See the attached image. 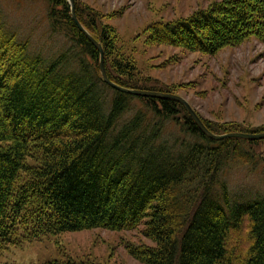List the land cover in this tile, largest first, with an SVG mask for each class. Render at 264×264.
Wrapping results in <instances>:
<instances>
[{
  "label": "trees",
  "instance_id": "obj_1",
  "mask_svg": "<svg viewBox=\"0 0 264 264\" xmlns=\"http://www.w3.org/2000/svg\"><path fill=\"white\" fill-rule=\"evenodd\" d=\"M45 1L49 26L71 42L70 52L48 61L31 56L26 42L0 27V253L45 235L139 228L151 244L126 250L142 264H264V198L231 203L225 185L223 204L213 196L225 162L250 158L241 147L253 140L210 139L181 103L104 83L99 52L74 24L67 0ZM74 10L100 43L110 80L171 93L139 86L129 59L108 67L115 32L97 22L96 11L76 3ZM247 36L264 39V0L213 2L187 17L153 23L147 40L215 54ZM132 99L143 107L118 122ZM179 113L180 128L199 141L177 147L162 136L161 124ZM202 121L214 133L239 131ZM43 264L98 263L67 258Z\"/></svg>",
  "mask_w": 264,
  "mask_h": 264
},
{
  "label": "rangeland",
  "instance_id": "obj_2",
  "mask_svg": "<svg viewBox=\"0 0 264 264\" xmlns=\"http://www.w3.org/2000/svg\"><path fill=\"white\" fill-rule=\"evenodd\" d=\"M217 1L221 0H74V4L88 13L96 11L97 22L115 32L108 67L114 59L131 60L139 86L169 90L185 98L201 120L217 129L264 131V39L247 36L215 54L147 40L153 23L187 17ZM46 6L45 0H0V27L13 33L16 41L26 42L31 56L40 55L48 61L67 49L70 52L72 46L62 33L51 30ZM105 95L111 98L112 92L107 90ZM142 107L137 99L130 100L118 122ZM177 118L161 124L162 136L177 147L180 142L197 140L180 128L183 113ZM241 148L249 151L250 158L229 160L219 172L213 196L222 204V185L231 203L264 198V139ZM140 242L151 244L139 228L62 232L8 246L0 253V264H43L67 258L98 264H142L126 250V245Z\"/></svg>",
  "mask_w": 264,
  "mask_h": 264
},
{
  "label": "water",
  "instance_id": "obj_3",
  "mask_svg": "<svg viewBox=\"0 0 264 264\" xmlns=\"http://www.w3.org/2000/svg\"><path fill=\"white\" fill-rule=\"evenodd\" d=\"M69 7H70V14L71 19L73 20L76 27L86 36V38L89 40V42L98 50L99 52V73L102 81L109 85L110 87L119 90L121 92L129 93L136 96H142V97H152L157 99H171L174 101H177L181 103L190 117L192 118L195 125L198 127V129L201 131V133L210 139L213 140H221L224 138H241V139H247V140H259L264 139V131L261 132H242V131H231L226 133H214L210 131L203 123L201 118L197 115V113L192 109L190 104L187 102V100L177 94L174 93H168V92H162V91H156V90H148V89H141V88H134V87H125L122 85H119L107 76L104 62H103V50L100 45V43L87 31V29L80 23V21L77 19L75 10H74V0H67Z\"/></svg>",
  "mask_w": 264,
  "mask_h": 264
}]
</instances>
